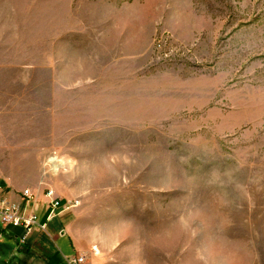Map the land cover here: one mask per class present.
Returning <instances> with one entry per match:
<instances>
[{"label": "rangeland", "instance_id": "rangeland-1", "mask_svg": "<svg viewBox=\"0 0 264 264\" xmlns=\"http://www.w3.org/2000/svg\"><path fill=\"white\" fill-rule=\"evenodd\" d=\"M3 177L85 263L264 264V0H0Z\"/></svg>", "mask_w": 264, "mask_h": 264}, {"label": "crops", "instance_id": "crops-1", "mask_svg": "<svg viewBox=\"0 0 264 264\" xmlns=\"http://www.w3.org/2000/svg\"><path fill=\"white\" fill-rule=\"evenodd\" d=\"M0 187L2 188L0 198L17 204L21 203V191L29 189L33 192L36 196V204L29 209H35L39 224L44 225V231L36 229L30 231L24 243L20 242V237L23 235L21 228H13L14 230L11 228L12 230L9 231L2 225L0 229V245L5 248L0 246V264H48L49 261H52L57 256L58 252L62 254V248L68 249L66 241L60 238L62 236L68 238L70 249L75 252V255L87 253L88 249H86L85 245L81 244L79 239L70 234L65 228L67 216L63 214L67 210H62L56 216L49 218L43 194L39 193L35 186L22 187L18 184L13 185L3 177L0 178ZM54 218L57 219L56 223L51 222L53 225L49 226V231H47L48 222ZM8 245L12 246L8 247ZM91 250L92 253L89 252L90 261L85 264H101L103 261H106L105 264H110L108 258L103 259L97 249L92 248Z\"/></svg>", "mask_w": 264, "mask_h": 264}, {"label": "built area", "instance_id": "built-area-1", "mask_svg": "<svg viewBox=\"0 0 264 264\" xmlns=\"http://www.w3.org/2000/svg\"><path fill=\"white\" fill-rule=\"evenodd\" d=\"M42 194L45 199L44 204L48 209L49 218L56 216L60 211L70 207L69 201L62 202L50 188H47ZM20 198V204L0 198V223L4 227L21 228L23 235L20 237V242L24 243L30 231L33 229L44 231V225L39 224L35 209H29L36 204L35 194L29 189H24L20 192ZM85 259L84 255L78 254L72 257H66L65 262L66 264H85Z\"/></svg>", "mask_w": 264, "mask_h": 264}]
</instances>
